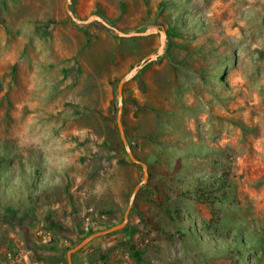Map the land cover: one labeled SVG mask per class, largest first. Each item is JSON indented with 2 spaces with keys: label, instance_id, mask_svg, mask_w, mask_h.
I'll use <instances>...</instances> for the list:
<instances>
[{
  "label": "rangeland",
  "instance_id": "rangeland-1",
  "mask_svg": "<svg viewBox=\"0 0 264 264\" xmlns=\"http://www.w3.org/2000/svg\"><path fill=\"white\" fill-rule=\"evenodd\" d=\"M0 0V264H264V0Z\"/></svg>",
  "mask_w": 264,
  "mask_h": 264
},
{
  "label": "water",
  "instance_id": "water-1",
  "mask_svg": "<svg viewBox=\"0 0 264 264\" xmlns=\"http://www.w3.org/2000/svg\"><path fill=\"white\" fill-rule=\"evenodd\" d=\"M70 4H71V0H66V3H65L66 12L70 16V18L74 22H76L77 24H89L91 22L96 21L99 24L114 30V28L111 27L101 16L96 15V14H92L90 17H88L87 19H84V20L77 19L75 17L74 13L70 9ZM116 32H117V34L120 37H126V38H130V37H133V36H148V35H150L152 33H158L160 35L161 45H160L159 49L157 50V52L156 53H151V54L145 56L137 65H135L126 74V76L118 83V86H117L118 113H117L116 123H117V127H118V130H119V133H120V138L122 140V143H123V145L125 147V151H126L128 157H129V159L133 163L138 164V165H140L142 167V169H143V179L138 185H136V187L134 188V190H133V192H132V194L130 196V200H129L127 209L125 211L123 221H121L117 225L109 227L108 229H105V230H102V231H97L96 233H93V234L85 237L78 245H76L72 249H69L67 251L68 264H72L71 255L76 253L77 251H79L81 248H83L86 244L91 242L93 239H95L97 237L108 235L110 233H113L115 231H118V230L124 228V226L127 223L128 214H129V211L131 209V206H132L133 200L135 198V195L138 192V190L140 189V187L147 183V179H148L147 166L144 163H142L141 161H139L138 159H136V157L134 156V154L131 151V148H130V146H129L128 142H127L126 136H125L124 127H123V123H122V120H121V115H122V91H123V85L127 81L132 79L136 75V73L143 68V66L145 64L157 60L158 57L162 54L163 46H164V39L166 38V33H165L164 29H160V28H156V29H153V30L147 29L146 31H144L142 33H124V32H121V31H116Z\"/></svg>",
  "mask_w": 264,
  "mask_h": 264
}]
</instances>
